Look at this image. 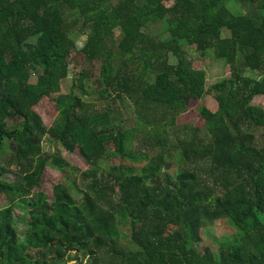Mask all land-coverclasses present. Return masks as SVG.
I'll return each mask as SVG.
<instances>
[{
	"label": "trees",
	"instance_id": "obj_1",
	"mask_svg": "<svg viewBox=\"0 0 264 264\" xmlns=\"http://www.w3.org/2000/svg\"><path fill=\"white\" fill-rule=\"evenodd\" d=\"M115 1L0 0V264H264V106L252 104L264 97V0ZM156 23L168 39L149 32ZM74 33L85 36L80 50ZM192 50L213 53L231 76L206 85ZM74 54L100 62L97 86L82 88L89 101L60 91L69 72L93 77L73 68ZM205 98L198 124L179 125ZM45 99L57 112L50 127L34 110ZM126 99L129 127L94 103ZM45 139L91 169L45 154ZM174 152L184 168L173 176ZM48 166L85 190L63 179L49 201L39 190ZM16 209L28 219L23 240ZM216 221L229 238L196 249Z\"/></svg>",
	"mask_w": 264,
	"mask_h": 264
},
{
	"label": "rangeland",
	"instance_id": "obj_2",
	"mask_svg": "<svg viewBox=\"0 0 264 264\" xmlns=\"http://www.w3.org/2000/svg\"><path fill=\"white\" fill-rule=\"evenodd\" d=\"M116 2L117 0L115 1V3ZM231 8L236 9V6H231ZM164 28V23H156L152 25L149 32L162 40H166L169 38V35ZM117 38L119 39V31H117ZM73 39L76 43V50H80L84 44L85 36L74 33ZM187 58L192 62L193 69L203 70L205 72L206 85H211L231 76V71L229 70V68L225 67L223 62L214 57L213 53H207L206 56H201L192 50L187 53ZM71 60L74 69L77 67H79L80 69L83 68L84 70L92 74L93 77L90 79L82 80V82L79 83L78 80L75 79L71 74V72H69L67 78L60 82V91L63 94L73 93L74 95L80 96L84 100L89 101L88 95H82V88L85 89V91H92V89L97 86L95 78L99 74L100 62L96 61L88 64L80 54H74ZM170 63L172 65H176L177 62L175 58L170 57ZM246 75H249V73H246ZM251 76L258 77L259 74L257 72H252ZM36 81L37 80L35 77H32V79H30V82L35 83ZM97 97L98 96H96V99ZM94 103L98 106V108L101 109H105V106L110 107V109L113 111L112 116L115 118V120H118V122L124 121V123H122L124 124V126L129 127L133 124L135 113L130 100L126 99L124 100V102H120L119 104L118 102H113L112 100L102 101L101 107L99 106L97 100L94 101ZM252 104L256 106H264V97H255L252 100ZM202 105H210V101L208 100V98L200 101L192 100L189 104L188 110L182 113L178 118V124L181 126H193L198 124L200 115L197 109ZM34 110L42 117L43 122L47 127H50L57 117L54 103L48 99H45L38 105H36ZM42 146L45 154L57 155L58 157H61L69 164L70 167L77 169L78 171H80V173L91 169V167L82 160L76 150L72 154H67L58 143L48 139H45L43 141ZM6 154L7 153L0 157V167L5 166V160L7 157ZM115 164L117 165V161L115 162ZM168 165H170L168 173L173 176L180 168H184V166L180 162L179 155H176L175 152L174 154H171V160ZM8 169L9 170L5 173L3 180H5L7 183H13L16 181L15 172L17 171L12 166ZM63 179L65 182L68 180L74 181L77 192L85 190L78 176H67L66 174H63L62 172L54 169L51 166L46 167L41 177L42 185L39 190L47 195L49 201H52L53 187L61 183ZM35 192L36 191H34V193ZM73 197L75 201H80L79 195L73 193ZM6 205V199L1 196L0 210L6 208ZM13 218L18 237L20 240H23L25 238L26 222L28 221L27 215L16 209L13 211ZM225 227L226 224L222 221H216L213 224L207 223L202 233V241L199 244L195 245V248L202 249L204 247H210L213 251H217L220 242L224 239L229 238L227 229ZM119 228L122 240L127 241L129 238L128 225L119 223ZM133 248L135 249V246H133ZM100 256L105 257L103 253H101Z\"/></svg>",
	"mask_w": 264,
	"mask_h": 264
}]
</instances>
